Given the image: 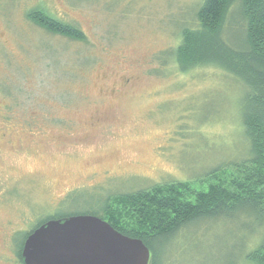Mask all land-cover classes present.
<instances>
[{
	"label": "rangeland",
	"instance_id": "obj_1",
	"mask_svg": "<svg viewBox=\"0 0 264 264\" xmlns=\"http://www.w3.org/2000/svg\"><path fill=\"white\" fill-rule=\"evenodd\" d=\"M202 2L0 0V264H18L48 216L155 184L197 186L248 157L243 86L214 67L181 73L167 56ZM37 7L86 42L35 26L26 14ZM245 219L188 227L158 248V264H248L264 226Z\"/></svg>",
	"mask_w": 264,
	"mask_h": 264
},
{
	"label": "trees",
	"instance_id": "obj_2",
	"mask_svg": "<svg viewBox=\"0 0 264 264\" xmlns=\"http://www.w3.org/2000/svg\"><path fill=\"white\" fill-rule=\"evenodd\" d=\"M232 13L234 22L229 21ZM26 18L50 35L86 42L80 29L43 7L30 10ZM228 34L233 37L227 39ZM167 56L181 73L214 67L243 86L241 118L248 157L213 169L196 181L198 187L194 182L173 181L109 194L99 210L48 216L35 228L50 220L96 216L119 233L142 240L153 254L150 264H158V248L196 223L243 216L264 226V0H203L195 23L182 26L180 42ZM29 234L18 248L21 262ZM257 246L247 254L248 264H264V236Z\"/></svg>",
	"mask_w": 264,
	"mask_h": 264
},
{
	"label": "water",
	"instance_id": "obj_3",
	"mask_svg": "<svg viewBox=\"0 0 264 264\" xmlns=\"http://www.w3.org/2000/svg\"><path fill=\"white\" fill-rule=\"evenodd\" d=\"M21 257L24 264H150L151 251L99 217L77 215L41 225Z\"/></svg>",
	"mask_w": 264,
	"mask_h": 264
},
{
	"label": "flooded vegetation",
	"instance_id": "obj_4",
	"mask_svg": "<svg viewBox=\"0 0 264 264\" xmlns=\"http://www.w3.org/2000/svg\"><path fill=\"white\" fill-rule=\"evenodd\" d=\"M62 22H63V21H62ZM64 23H65V22H64ZM0 94H1V92H0ZM1 115H2V114H1V107H0V117H1ZM4 136H5V135H4L3 132L0 133V137H4ZM38 228H39V227H38ZM36 229H37V228H35L34 230H32V232L35 231ZM32 232H30V234H31ZM30 234H29V235H30ZM27 238H28V237H27ZM25 241H26V240H25ZM24 243H25V242H24ZM23 246H24V244H23ZM22 250H23V247H22ZM17 252H18V250H17ZM17 252H16V254H15V255H16V258H17V259H16V260H17V263H18V264H24L23 260H22V262H21L20 258L18 257ZM21 255H22V251H21ZM2 261H3V258L0 257V263H1Z\"/></svg>",
	"mask_w": 264,
	"mask_h": 264
}]
</instances>
